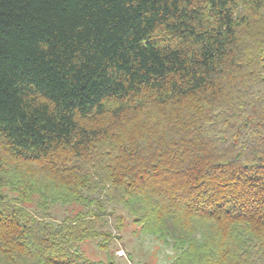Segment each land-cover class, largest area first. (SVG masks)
Segmentation results:
<instances>
[{
    "label": "trees",
    "instance_id": "obj_1",
    "mask_svg": "<svg viewBox=\"0 0 264 264\" xmlns=\"http://www.w3.org/2000/svg\"><path fill=\"white\" fill-rule=\"evenodd\" d=\"M118 207L173 264H264V0H0V264H104Z\"/></svg>",
    "mask_w": 264,
    "mask_h": 264
},
{
    "label": "rangeland",
    "instance_id": "obj_2",
    "mask_svg": "<svg viewBox=\"0 0 264 264\" xmlns=\"http://www.w3.org/2000/svg\"><path fill=\"white\" fill-rule=\"evenodd\" d=\"M30 209L38 208V198L33 196V201L26 204ZM50 218L58 221L64 216L80 209L79 205L72 203L61 205L59 202L49 206ZM38 210V209H37ZM118 212L125 215L124 227L115 237L110 246L103 250L97 247L96 240L84 241L79 250L90 260L102 261L104 264H173L172 249L162 241L150 234L138 231V226L133 224L126 211L118 207ZM113 216L104 218L103 227L117 232L113 226Z\"/></svg>",
    "mask_w": 264,
    "mask_h": 264
}]
</instances>
